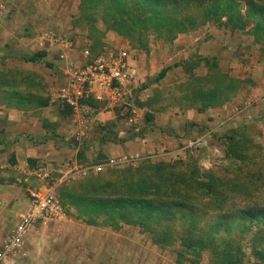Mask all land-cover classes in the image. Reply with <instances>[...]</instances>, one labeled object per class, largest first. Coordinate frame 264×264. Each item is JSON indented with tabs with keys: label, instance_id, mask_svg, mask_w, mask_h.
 <instances>
[{
	"label": "rangeland",
	"instance_id": "374dc122",
	"mask_svg": "<svg viewBox=\"0 0 264 264\" xmlns=\"http://www.w3.org/2000/svg\"><path fill=\"white\" fill-rule=\"evenodd\" d=\"M30 4L33 6L30 7ZM45 4L49 7L46 11L41 9ZM80 4V0H0V11L5 10L4 14H0V72L7 74L5 78L0 75V83L6 82L8 87H12L13 74L18 76L21 72L23 82L20 85L28 91L37 87L58 89L60 84L56 75L60 69L53 51L38 63L28 61L39 52H49L34 42L42 32L66 36L76 44L77 54L85 49L98 54L111 48H124L131 57L133 79L129 91L132 94L131 103L139 114L138 124H128L121 111L116 113L113 121H101L103 119L97 115L100 121L94 123L91 139L84 146L89 154L85 153L80 159L82 165L99 162L100 148L105 143L125 150L129 148V154L137 155L139 147L147 144L148 139L156 141L157 136L162 134L171 143L176 141L179 144L177 150L181 149L183 154L170 155L169 150H157L140 157V163L131 167L197 161L201 175L208 172L219 178H239L240 183L251 187V192L257 195L254 200L251 198L252 201H263L264 42L255 41L251 33L255 24L251 23V27L241 32L209 24L174 41H168L157 32H149L146 34L147 48L144 49L126 36L125 30L107 14L96 9L84 11ZM33 7L36 10L30 13L28 10ZM182 37L187 41H180ZM52 50L60 51L59 47ZM71 64L72 61H69L66 71ZM167 68L172 69L164 79H160V74ZM192 77L209 80L198 81L200 85L190 88ZM232 80L236 82H230ZM231 84L236 87V90H230L231 93L229 91L231 101L216 108L222 110L219 118L214 117L220 120L218 125L212 128L194 124L188 128L177 122L176 127H181L180 130L169 129L174 115L183 111L178 110L185 104L187 94L217 88L222 92L219 98L223 100ZM24 100L31 102L33 98L24 95ZM241 106L248 108L242 114L234 113V109ZM165 122L170 123L167 125ZM235 132H238L240 143L232 147L226 139ZM203 137L208 141L205 147L185 151L188 138ZM105 138L106 141H103ZM71 145L78 148L74 141ZM64 166L62 163L60 167L50 168L52 173H48L49 180L44 182L45 189L38 191L52 192L63 202L66 220L56 227L53 225L44 234H35L28 241L26 252L10 264H210L209 252L203 253L200 261L194 263V254L185 253L180 244L158 246L145 228L115 222L117 228L107 223L105 218L82 214L70 200H63L62 189L92 180L97 175L68 180L65 173L59 172L64 170ZM31 167L35 168L36 164H31ZM174 172L177 175L187 174L188 167L179 166ZM259 227L253 224L244 227L245 264H264V245L259 249L252 247L255 244L252 239ZM181 253H184L182 257Z\"/></svg>",
	"mask_w": 264,
	"mask_h": 264
},
{
	"label": "trees",
	"instance_id": "16d2710c",
	"mask_svg": "<svg viewBox=\"0 0 264 264\" xmlns=\"http://www.w3.org/2000/svg\"><path fill=\"white\" fill-rule=\"evenodd\" d=\"M80 1L82 10L96 9L107 14L125 30L126 36L144 49L149 32L174 41L209 24L241 32L254 23L251 33L255 41L264 42L263 0ZM46 57L47 52H39L28 61L38 63ZM171 69L163 70L160 79ZM207 80L192 77L190 88L200 85L198 81ZM230 90H236L234 84L223 100L217 88L193 91L187 94L181 107L205 113L231 101ZM237 135L235 132L227 136L232 147L240 143ZM107 157L101 153L98 158L102 161ZM179 166H187L188 173L177 175L174 170ZM200 170L197 161L109 169L92 180L64 186L62 196L87 217L105 218L117 228L115 222L145 228L158 246L180 244L185 253L195 255L194 263L209 252L210 264H245L244 227L264 224V200L252 201L257 195L251 192V187L240 183L239 178H219L208 172L201 175ZM260 227L252 239L254 249L264 245V225Z\"/></svg>",
	"mask_w": 264,
	"mask_h": 264
},
{
	"label": "crops",
	"instance_id": "0c3cea01",
	"mask_svg": "<svg viewBox=\"0 0 264 264\" xmlns=\"http://www.w3.org/2000/svg\"><path fill=\"white\" fill-rule=\"evenodd\" d=\"M30 5V7L33 6V4ZM48 8L46 4L41 7L45 11ZM35 10L36 7H33L28 11L34 12ZM43 36L42 34L36 36L34 40L36 45L44 39ZM179 40L187 41L185 37ZM54 48L57 49L58 46L53 41H50V43H47L45 51H49L47 53L53 51L56 54L55 62L60 69V73L56 75V80H59L58 84L60 86L58 88H60L66 84L65 69L69 61L77 63L79 58H81V52L78 54L76 51L75 53H70V59L67 60L63 58L61 51L52 50ZM262 73L264 77L263 69ZM0 75L5 78L7 74L2 71ZM22 75L21 72H19L18 76L15 73L13 74L14 82L11 83L14 85L12 87H8L6 82L0 83V235H4L14 228L18 224L20 216L29 210L30 193L42 188L45 189L44 182L49 179L39 177L40 168H47L48 173H52L50 168L60 167L63 163L65 165L64 170L62 169L59 172L67 174L73 166H84L80 159L84 157L85 153L89 154L87 149H78L71 145L74 132L71 113L63 106L53 102L52 94L55 89L49 90L45 87H37V89L28 91L26 87L20 85L23 82ZM24 79L27 80V78ZM24 95L31 96L33 101L24 102ZM178 111L181 113L174 115L173 122L169 126L171 131L181 129V127H176L177 124L175 123L177 122L183 123L184 127L187 126L188 128L192 124H199V127L207 126L213 128V125H218L220 122L214 117L219 118L218 114L222 110L212 109L207 111V113H200L195 108H179ZM117 112L118 110L114 111L115 116L112 114L99 116L103 119L101 121H113L117 117ZM98 119H95V122L100 121ZM168 123L170 122H165V124L169 125ZM220 125H223V123ZM59 135L63 136L58 137ZM156 139V141L148 139L147 144L139 147V152L134 156L145 157L147 154H152L157 150L164 152L169 150V152L171 151L170 155L183 154L181 149L177 150L179 144H176V141L171 143V140H167L166 136L162 134L157 136ZM60 140L64 141V143H61ZM100 150L101 153L106 154L108 157H118L123 154H129L128 151L130 149L125 150V148L105 143L101 145ZM69 162H72V164L69 165ZM31 164H36V167L32 168ZM32 181L36 182L32 183ZM53 225L57 226V224H52L48 229H37L32 237L35 234H44L45 231L51 230Z\"/></svg>",
	"mask_w": 264,
	"mask_h": 264
},
{
	"label": "built area",
	"instance_id": "2783aa9c",
	"mask_svg": "<svg viewBox=\"0 0 264 264\" xmlns=\"http://www.w3.org/2000/svg\"><path fill=\"white\" fill-rule=\"evenodd\" d=\"M1 10L0 14H4ZM43 42L39 47L46 50L47 43L53 41L69 60V54L76 49V44L66 36L54 32H42ZM52 43V42H51ZM48 48V47H47ZM68 54V55H67ZM66 84L55 89L52 100L71 112L74 126L73 141L78 149H85L91 139L93 125L97 115H114L121 111L126 122L136 126L139 121L137 109L131 103L132 94L129 86L133 79V68L129 52L124 48H111L99 54L90 49L81 53L77 63H72L65 73ZM95 104V105H92ZM252 104H250V107ZM248 107H238L234 113L242 114ZM207 138L189 139L185 151L205 147ZM140 157L123 154L107 157L99 163L87 166L76 165L66 174L68 180H79L92 174H101L109 169L137 166ZM40 178H48L45 168L39 170ZM67 218L60 199L52 192L38 190L30 193V208L20 216L18 224L4 235H0V264H10L26 252L30 238L39 228L48 229L52 224H60Z\"/></svg>",
	"mask_w": 264,
	"mask_h": 264
}]
</instances>
